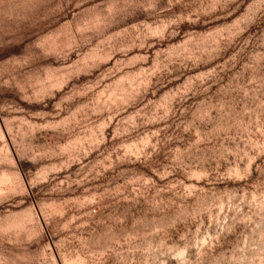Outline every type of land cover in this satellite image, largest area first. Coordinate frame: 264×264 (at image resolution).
Returning a JSON list of instances; mask_svg holds the SVG:
<instances>
[{"label":"rangeland","instance_id":"374dc122","mask_svg":"<svg viewBox=\"0 0 264 264\" xmlns=\"http://www.w3.org/2000/svg\"><path fill=\"white\" fill-rule=\"evenodd\" d=\"M0 264H264V0H0Z\"/></svg>","mask_w":264,"mask_h":264},{"label":"bare ground","instance_id":"6f19581e","mask_svg":"<svg viewBox=\"0 0 264 264\" xmlns=\"http://www.w3.org/2000/svg\"><path fill=\"white\" fill-rule=\"evenodd\" d=\"M5 177V176H4ZM4 179H6V178H4ZM6 180H8V179H6ZM3 181V180H2ZM5 183H6V181H5Z\"/></svg>","mask_w":264,"mask_h":264}]
</instances>
